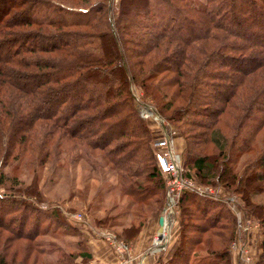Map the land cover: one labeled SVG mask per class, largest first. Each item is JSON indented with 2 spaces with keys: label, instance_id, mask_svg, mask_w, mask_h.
<instances>
[{
  "label": "trees",
  "instance_id": "trees-1",
  "mask_svg": "<svg viewBox=\"0 0 264 264\" xmlns=\"http://www.w3.org/2000/svg\"><path fill=\"white\" fill-rule=\"evenodd\" d=\"M129 85L176 124L184 172L239 196L241 209L258 222L255 264H264V203L250 199L263 189L264 148L241 169L233 162L264 144V0H116L114 6L111 0H0V163L18 155L44 163L52 134L61 131L58 139L68 140L76 155L101 152L132 200L155 196L160 205L164 180ZM204 143L215 152L199 153ZM0 187L6 194L0 195V264H28L42 253L35 238L43 222L25 228L24 213L5 217L19 204L59 227V211L43 213L12 196L34 197L14 189L1 171ZM175 206L178 243L155 264H189L199 248L211 264H230L237 229L227 206L190 191ZM80 246L67 254L70 261L90 257L84 240Z\"/></svg>",
  "mask_w": 264,
  "mask_h": 264
},
{
  "label": "rangeland",
  "instance_id": "rangeland-1",
  "mask_svg": "<svg viewBox=\"0 0 264 264\" xmlns=\"http://www.w3.org/2000/svg\"><path fill=\"white\" fill-rule=\"evenodd\" d=\"M115 1L111 0L113 6ZM94 3L96 4L98 1H92L90 5ZM128 88L133 98L132 105L137 115L145 121L148 127V146L154 159L155 153L163 150L155 148L152 141L155 138H159L162 134H166L170 139L169 152L179 157L182 175L186 173L187 175L184 176L190 177L198 186L211 188L213 190L211 197L221 200L234 215L235 220L239 218V221L250 222V225L253 222L252 224L259 229L258 222L241 209L243 206L242 201L237 194L228 193L221 188H215L200 182L192 172H184L182 167L185 156L184 142L175 126L176 124L174 125L159 116L149 99H145L143 96V91L133 85H129ZM88 128L86 129L90 130L93 128L94 130L95 127L90 126ZM83 132L85 131L83 130ZM60 134H63V132L60 131L59 133L58 131V133L52 134L48 146L49 155L45 162L40 165L28 155H18L14 159L8 157L0 163V171L6 175L13 188H19L18 191L20 192L23 189H27L34 197H23L21 193L19 195L15 192H13L12 196L26 198V201L43 213H49L53 209L59 211V217L56 221V223L59 222L58 225L61 224L59 227H54L53 224L48 225V220L31 210L24 209L19 204H13L11 207L13 209L12 213L5 217V220L8 218L18 219L24 213V216H26L25 228L30 227L31 223L37 222V220L43 222L39 228L43 227L44 229H39V234L35 238V243L39 244L37 249L40 248L39 250H42V253L34 256L36 258L35 264H94L105 261L92 259L91 257L81 260L77 256L70 261L67 254L73 255L82 251L80 240H84L85 243L89 239L103 241L113 253L107 240L103 237L106 233H110L115 240H120L126 244L128 249L127 257H129L130 264H144L145 260L147 264H155L157 258L167 259L178 243L177 233L180 218L175 202L181 192L177 194L175 192L172 197L168 193V197H171L169 200L166 199L165 193L160 205V202L156 203L157 197L155 196L142 202H136L119 189L117 184L119 179L114 170L102 163L101 152L95 150L92 153V158L83 156L81 152L76 155L75 152L71 151L68 140L61 141L58 139ZM259 138L260 135H258L257 141L260 140ZM78 141L79 139H77ZM197 148H200L199 153L212 154L215 152L213 147L207 143L198 145ZM263 148L264 144H259L249 154H243L238 158L235 155L233 162L236 159L237 163H234V169H241L244 161L257 156ZM162 177L165 187L167 178L163 175ZM258 184L263 186L262 191L259 194L251 195L250 199L253 203L260 204L264 203V184ZM3 191L0 187V195L5 194ZM230 197L233 198L232 202L227 200ZM5 206H9V203H6ZM77 213L81 215L80 219L74 218V214ZM164 214H167L168 220V225L164 232L168 235L164 233L166 240L160 242L157 241V238H159L156 233L158 228L157 219ZM12 224L16 226L17 221L15 220ZM134 228L137 229L135 233L133 232ZM236 229L237 234L229 243L230 252L236 251L235 245L240 244L244 246L247 251L246 254L249 255L248 242L244 236L245 233H248V230L245 232L239 230L237 224ZM235 239L238 241L233 246L232 242ZM18 244L22 245L24 241L19 240ZM133 245L135 247L145 246V249L139 253L133 249ZM86 249L88 250L87 246ZM113 255V261L107 262L113 263L116 261L115 254L113 253ZM238 256L241 257L239 254ZM21 257L22 253L18 252L15 261L19 262ZM34 257L32 255L26 262L31 264ZM241 259L243 260L242 257ZM213 261L212 257L199 248L191 257L189 264H211Z\"/></svg>",
  "mask_w": 264,
  "mask_h": 264
},
{
  "label": "built area",
  "instance_id": "built-area-1",
  "mask_svg": "<svg viewBox=\"0 0 264 264\" xmlns=\"http://www.w3.org/2000/svg\"><path fill=\"white\" fill-rule=\"evenodd\" d=\"M169 142L170 139L166 134H162L159 138H155L152 141L153 146L155 148L163 150V151H157L155 153V160L159 172L167 178L165 184L166 199L169 200V198L172 197V194H174L175 192L177 194L182 191H190L201 196L205 195L211 197L213 193L212 192L213 190L211 188H209L208 186H198L192 181L190 177L182 175L181 167L179 164V157L174 156L169 152V148H168ZM168 193L171 197H168L167 195ZM232 199H233L232 197L227 198L229 202H232ZM74 218L80 219L81 215L78 213L74 214ZM239 220H240L239 218H236V224L238 229L244 232L247 231L249 227L248 222L239 221ZM103 237H105L110 248L115 254L116 261L113 263L107 261H101L94 264H130L129 257H127L128 249L126 244H124L120 240H115V238H113V236H111L110 233L109 234L106 233ZM164 237L165 234H162L159 241L160 242L163 241ZM237 241L238 240L236 239L233 240L232 242L233 246L237 244L236 243ZM239 246L241 245L240 244L235 245V247L237 248L236 250L237 253L241 255V257L245 262L248 263L250 261V257L249 255L246 254L247 251L245 250L243 245L241 247Z\"/></svg>",
  "mask_w": 264,
  "mask_h": 264
},
{
  "label": "crops",
  "instance_id": "crops-1",
  "mask_svg": "<svg viewBox=\"0 0 264 264\" xmlns=\"http://www.w3.org/2000/svg\"><path fill=\"white\" fill-rule=\"evenodd\" d=\"M249 223V227H248V233H245V240L248 242L247 246L249 247V256H250V261L247 263L245 261H243L241 259L240 256H238L237 251H231L230 255H231V264H255V260H256V256L259 252V241H260V234H259V229L255 227L254 224L250 222ZM166 235H168L167 233H165ZM166 235L164 237V240H166ZM85 245L88 248V252L90 253V257L92 259H102L105 261H113L114 259V255L113 253L110 251V249H108V246L100 240H91L89 239V241L86 240ZM133 249L139 253L143 252V250L145 249V246H141V247H135V245H133ZM144 264H147L146 260L144 262Z\"/></svg>",
  "mask_w": 264,
  "mask_h": 264
},
{
  "label": "bare ground",
  "instance_id": "bare-ground-1",
  "mask_svg": "<svg viewBox=\"0 0 264 264\" xmlns=\"http://www.w3.org/2000/svg\"><path fill=\"white\" fill-rule=\"evenodd\" d=\"M167 225H168L167 214H164V215H163L162 229H161V232H160L161 235L158 236L159 238H157V241H159V240H160V237L162 236V234L165 233L164 231L166 230Z\"/></svg>",
  "mask_w": 264,
  "mask_h": 264
},
{
  "label": "water",
  "instance_id": "water-1",
  "mask_svg": "<svg viewBox=\"0 0 264 264\" xmlns=\"http://www.w3.org/2000/svg\"><path fill=\"white\" fill-rule=\"evenodd\" d=\"M157 224H158V228H157V230H156V233H157L158 236H160V235H161L160 232H161L162 224H163V216H162V215H160V216L158 217V219H157Z\"/></svg>",
  "mask_w": 264,
  "mask_h": 264
}]
</instances>
